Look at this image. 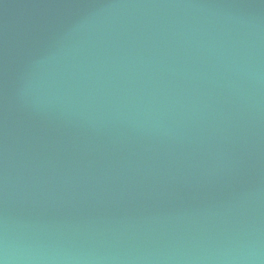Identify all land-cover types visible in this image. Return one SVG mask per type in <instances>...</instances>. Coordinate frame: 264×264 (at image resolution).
I'll use <instances>...</instances> for the list:
<instances>
[{
	"label": "water",
	"instance_id": "95a60500",
	"mask_svg": "<svg viewBox=\"0 0 264 264\" xmlns=\"http://www.w3.org/2000/svg\"><path fill=\"white\" fill-rule=\"evenodd\" d=\"M0 264H264V0H0Z\"/></svg>",
	"mask_w": 264,
	"mask_h": 264
}]
</instances>
